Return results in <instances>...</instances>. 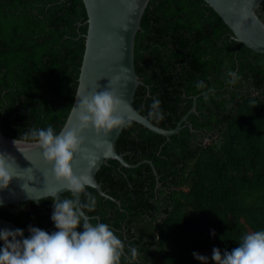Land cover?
<instances>
[{"label": "trees", "instance_id": "16d2710c", "mask_svg": "<svg viewBox=\"0 0 264 264\" xmlns=\"http://www.w3.org/2000/svg\"><path fill=\"white\" fill-rule=\"evenodd\" d=\"M264 16V0L258 10ZM83 0H0V127L25 139L51 125L59 133L73 106L88 29ZM135 68L144 84L134 106L169 137L130 120L116 142L123 166L109 159L96 174L102 189L84 209L138 249L131 264H202L212 249L231 251L251 231L264 230V54L232 38L204 0H150L135 42ZM239 76L226 83V73ZM203 82L205 88L196 87ZM209 89L208 99L203 94ZM159 99L163 119L150 115ZM34 141L32 139H26ZM74 198L70 192L59 199ZM54 197L0 206L17 225L56 231ZM82 231V226L77 229ZM212 230L215 235H212ZM25 233L24 236H29ZM3 242L0 241V247ZM130 257V254H129ZM121 264H129L124 257Z\"/></svg>", "mask_w": 264, "mask_h": 264}, {"label": "water", "instance_id": "95a60500", "mask_svg": "<svg viewBox=\"0 0 264 264\" xmlns=\"http://www.w3.org/2000/svg\"><path fill=\"white\" fill-rule=\"evenodd\" d=\"M83 1L88 15L86 20L88 29L76 95H85L95 90L103 91L110 87L123 101L120 112L126 120H134L167 137L177 133L182 128V124L188 122L189 115L196 111L197 95L194 97L195 103L192 108L174 128H164L155 124L134 106L136 90L140 84H144L135 68V42L137 33L141 29L142 17L150 0ZM204 1L230 27L233 39L264 54V16L258 12L263 0ZM77 99L75 96L62 129L78 125ZM123 129L124 127L114 129L106 134L104 132L97 134L94 128L83 129L81 135L84 141L72 161L76 175L90 178L91 183L86 186L94 187L107 198L112 197L102 189L96 174L109 159H116L126 167H135L141 162H148L158 179V172L151 160L145 159L131 164L125 159L124 154L118 151L116 142ZM15 140L16 143H14ZM0 152L10 154L15 159L19 167L16 171L23 175L25 181L31 186L28 194L21 187L25 181L13 177L7 188H0V206L26 201L38 202L37 198L41 200L53 197L50 193L59 187V182L50 175L51 164L45 160L43 149L36 141L9 137L0 127ZM27 168L29 171L23 170ZM46 174H48L47 177ZM28 177H34V179L29 180ZM65 192L67 191L58 192V198ZM82 193L74 196L78 203H81ZM82 211L91 223L90 216L84 209ZM5 228L12 230L19 228L24 230V234L29 233L28 228L21 227L0 215V229ZM40 229L47 231L45 228Z\"/></svg>", "mask_w": 264, "mask_h": 264}, {"label": "clouds", "instance_id": "9594fccd", "mask_svg": "<svg viewBox=\"0 0 264 264\" xmlns=\"http://www.w3.org/2000/svg\"><path fill=\"white\" fill-rule=\"evenodd\" d=\"M226 75L230 77L226 80L228 84L235 85L239 80L234 71L228 70ZM196 87L203 89L205 85L201 81ZM209 92H214V89L203 94L205 101ZM76 97L78 125L66 127L59 133L49 125L42 129L33 128L25 134V139L36 141L43 149L45 160L51 164L50 175L59 182V187L50 193L56 197L53 200L51 220L57 230L49 234L39 227L29 225L30 235L25 237L23 229H0V241L3 242L0 247V264H121L122 257L131 264L138 259L137 247L129 246L126 254L125 243L114 230L107 224H92L85 218L82 209L92 211L96 205L90 193L87 194L86 203H78L74 198L59 199L57 196L58 192L66 190L74 197L84 192L86 185L91 183L89 177L76 175L72 167L74 155L84 141L81 135L83 129L94 128L97 134H106L130 126V120H126L120 112L122 99L110 87L103 91H90L85 95L77 94ZM159 105V99H154L150 115L162 120L163 113ZM17 168L10 154L0 152V188H7L13 177L25 181V177L16 171ZM23 170L29 171V168ZM28 179L33 180L34 177ZM21 187L29 194L31 186L28 182L25 181ZM81 226L83 230L78 231ZM211 234L215 235V231L212 230ZM192 255L202 264H208L207 256L195 251ZM211 259L215 264H264V230L248 232L238 247L231 251L225 250L223 254L219 248L214 247Z\"/></svg>", "mask_w": 264, "mask_h": 264}]
</instances>
